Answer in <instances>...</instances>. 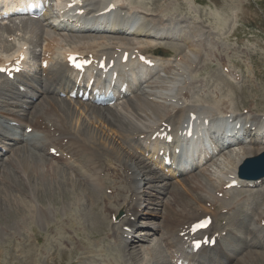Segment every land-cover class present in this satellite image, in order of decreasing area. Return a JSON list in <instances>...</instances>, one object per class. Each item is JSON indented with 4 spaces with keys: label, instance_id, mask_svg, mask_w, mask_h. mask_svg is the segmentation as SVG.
Returning a JSON list of instances; mask_svg holds the SVG:
<instances>
[{
    "label": "bare ground",
    "instance_id": "1",
    "mask_svg": "<svg viewBox=\"0 0 264 264\" xmlns=\"http://www.w3.org/2000/svg\"><path fill=\"white\" fill-rule=\"evenodd\" d=\"M0 1L12 3L17 0ZM64 2L54 10L52 0H48L49 10L41 20L16 17L30 20V26L38 25L40 33L37 27L32 29H37L34 32L35 35L37 32L39 34L37 41L44 43V46L38 55L40 64L35 71L37 75L28 73L26 58L19 63L25 70L15 74L13 79L0 73V79L6 84L0 83V108L16 106L26 112L36 101H45L49 112L43 110L31 118L35 111L42 109L35 108L31 120L27 122L24 117L17 118L13 109H0V143L10 145L5 150L2 146L0 151V177L18 178L14 174L18 170L24 180L28 181L32 177L45 188L54 184L56 175L63 177V173H73L76 180L67 176L58 179L57 193L50 195L49 200L68 210L83 204L86 206L82 207L79 220L76 215L73 219H64L69 228L80 229L88 240L94 239L99 246L95 250L93 244L90 246L83 242L86 250L83 244L79 248L80 264H122L124 251L118 249L108 257L113 248H118L120 244L126 246L124 242L133 237V232L138 234V242L145 239L140 235L158 231L156 227L150 230L153 233L149 230H145L146 233L140 231L152 222L149 220L150 213L135 206L139 201L148 205L152 203L151 200L160 206L157 211L160 222L156 226L162 230L163 264H177L178 260L182 264H264V195H260L252 206H248L251 203L248 202L250 196L233 195V191L239 188H255L264 183V177L260 181H250L238 176L243 161L264 150V113L233 111L226 106L202 103L191 97V87L197 81L196 71L201 61L205 64V60L201 59L202 53L207 55L206 48L204 51L202 46L206 35L202 29L204 25L196 21L187 24L184 30L175 28L178 19L164 13L168 3L159 5L160 8L152 13H138L115 0ZM69 2L73 4L65 6ZM111 5L113 8L104 13ZM62 40L67 47L61 51L60 61H55L52 44ZM164 43L169 44L173 56L156 53V49ZM24 44L12 55L0 56V66L6 62H10L11 66L15 56V61L20 54L25 56ZM70 53L92 59L88 69L98 90H119L116 85L119 79L128 86L126 94L117 97L112 106L106 107L123 126L110 142H95L90 127L69 125L52 109V97L70 99L67 94L74 89V77L80 74L69 65L67 56ZM125 53L128 59L122 63L121 58ZM138 55L145 56V60L137 59ZM103 60L108 68L100 70L98 64ZM110 62H113L111 66ZM222 70L230 74V80L239 78L227 64L223 65ZM37 84L42 87H37ZM70 100L95 106L79 99ZM11 121H15L17 126H12ZM68 122L72 124L74 119ZM190 125L193 139L185 140L182 131ZM29 127L31 130L27 133ZM168 137L172 138L171 143H167ZM24 143L25 146L17 147ZM79 146L88 151V160H81L73 153V149ZM255 146L257 152L248 155L250 148ZM187 147H191L193 152L185 154V161L176 165L179 160L176 161V150ZM17 151L22 152L20 161L15 158ZM34 154L51 155L53 158H40L42 162H37L42 163L45 169L39 165L29 166L28 158ZM198 155L200 160H197ZM167 156L173 165L166 166L163 163ZM92 158H96L103 166ZM49 163L61 169L49 166ZM188 163H191L190 167ZM232 181L237 182V186L227 188ZM175 184H179L180 190L188 195H184L189 203V206H184L187 208L174 204L176 200L173 202L170 187H174V192L181 193ZM66 186L69 187V196L63 192ZM89 187L96 188L98 195ZM26 194L33 199L31 191ZM24 201L20 200L21 206H17L20 214L16 221L18 223L25 218L21 209ZM243 204L244 208L239 209ZM162 213L165 215L163 227ZM119 214H122L120 218ZM224 214L228 218L221 227L219 225L223 223ZM209 215H212L213 220L200 235L214 236L215 244L204 246L195 253L186 251L184 245L197 238V235L190 234L189 228ZM73 239L64 238L61 242L72 246ZM26 251V254L21 253L24 255L21 264H33L35 258L30 249ZM60 252L67 254L65 249H60ZM55 253V250H44V260H51L49 264H57ZM74 253V249L69 250V256ZM148 255L149 259H142L138 264L160 262L155 249ZM65 259L66 255L61 261ZM130 260L125 259L123 262L135 264Z\"/></svg>",
    "mask_w": 264,
    "mask_h": 264
},
{
    "label": "rangeland",
    "instance_id": "2",
    "mask_svg": "<svg viewBox=\"0 0 264 264\" xmlns=\"http://www.w3.org/2000/svg\"><path fill=\"white\" fill-rule=\"evenodd\" d=\"M63 1L65 0H52L54 8L59 2ZM115 1H118L119 4H123L126 8H130V10L137 11L138 13H152L155 9L160 8L159 5L168 3V7L164 13L167 16L176 17V19H178L179 23H176L175 28L184 30L186 29L187 24H193V22L196 23V21L197 23L200 22L199 24L204 25L202 29L206 35H204V45L202 46L203 50L206 48V51H204L207 55L204 52L202 53L201 59L205 60V64L201 61V66L196 71L197 81L191 87V97L202 103H217L220 106H226L233 111L241 112L249 110V113H264V0H154L156 3H154L153 0ZM0 3L3 2L0 1ZM2 21L3 20H0V56L12 55L22 45V43H25L23 47L26 48V67L28 73L30 75H37L35 73L39 64L37 59L39 60L38 55L43 51L44 46V43L40 44L37 41L38 32L36 35L34 33L37 31L38 25H35L34 27L30 26V20H20L16 17L6 19L3 22ZM35 27H37V29H32ZM38 31L39 33L41 32L39 29ZM165 44L166 43L159 46L156 49V53H161V55L165 54V56L169 54L174 55V52L169 47V44ZM52 46L54 47L55 61H60L62 56L61 51H63L67 46H65L63 40L58 43L54 42ZM225 64L229 65L231 72L239 78H231L232 80H230V74H226L222 70V67ZM2 85H4V83ZM37 87H42V85L40 86L37 84ZM41 97L43 99V96ZM22 99H24V97H22ZM35 100H37V98ZM51 102L53 111L59 114L65 123L69 125L90 127L94 132L95 142H110L118 135L119 131L123 127L120 126L118 117H116L112 112H109L106 106L97 107L88 105L87 103L80 104V102L77 104L73 102V100L61 99L59 97H52ZM82 104L85 106L78 107ZM35 108L42 109L35 111L31 117ZM0 109L2 111H4V109H13L15 112L14 115H16V117L18 116L17 118L24 117L27 122H29L30 117L33 118L35 115L42 113L43 110L49 112V107L46 105L45 101H38V103L36 101L32 108L30 110H26V112L23 111V108H17L16 106ZM71 119H74V123L72 124L68 122ZM0 145L4 146L3 143H0ZM25 145L26 144L24 143L20 147H17L21 148ZM5 147L8 148L10 145L7 144ZM87 149L94 150V148ZM257 150L258 148L256 146L251 147L248 155L256 153ZM73 153L81 160H88L86 156L88 151L83 146L74 148ZM9 156L13 155L9 154ZM21 157L22 152L17 151V156L15 158L20 161ZM49 157L53 158L51 155L41 156L39 154H34L32 157L28 158V164L29 166L39 165L45 169L46 167L42 163L37 162L41 161L40 158L47 159ZM6 160L7 159H4V161ZM91 160L98 162L96 158H92ZM7 162L10 161L7 160ZM51 165L56 167L58 170L61 169L58 165L49 163V166ZM12 170L15 171L14 169ZM18 173V170L14 173L18 176V178H14L12 176L0 177V264H21L24 257L21 253L26 254V250L29 249L35 258L33 264H43L44 262H48L49 264V262H52L51 260H44V250H55L57 253H55V261L57 264H80L78 257L81 249L79 248L82 244L85 246L83 242L90 244V246L93 244L92 248L98 250L97 248L99 246L94 239H89V241L83 231L77 229L76 227L69 228L65 221L66 219H73L75 215L79 220V215H81L80 212L83 211L82 207L86 208L85 204L78 207L75 206L76 208H73V211L66 208L65 210L58 203H54L49 200L50 195L57 193L56 188L58 187V179H62L67 176L72 180H76L71 171L66 172V174H61L63 177L56 175L55 181L53 182L54 184L45 188L42 185L37 184L32 177L27 181L24 180ZM20 173L23 174L22 172ZM3 179L4 183L2 182ZM175 185L178 188L180 186L179 184ZM171 187L169 192L170 195L173 196L172 199L174 198L173 202L176 200L174 204L176 205L178 203V207L187 208L189 203L186 201L185 196L188 197V195H186L183 190H180L181 187L179 188L181 193H179V191L174 192V187ZM89 188L95 195H98L96 188ZM68 189V186L63 188V192L66 196H69ZM25 191L27 193L31 191L33 193V199H30L31 197H28V194H26ZM233 195L250 196L251 199H248V202L251 203L248 204V206H252L251 204L254 203L260 195H264V183L252 189L242 188L234 190ZM55 196L58 197L57 195ZM18 199L22 201L25 200L24 203L22 202L23 207H21V209L23 208L22 214H25V218L19 223L16 222L20 217L19 207L17 206H21L20 200ZM153 201H150L152 203L148 202V205L146 202L142 203L143 201H139L136 209L145 210L150 213L149 220L152 222H150L151 224L148 226L142 227L140 230L142 231L141 233H146L145 230L150 231L152 227H156L158 231L156 233L150 231L153 233L150 235H140L141 237L144 236L145 239L138 242V238H136L138 234H134L133 232V237L124 242L126 246H124V244H120L118 248H113V250L108 253V257L111 256L112 252L114 253L119 249L124 251L125 254L121 258L122 264L125 263L123 262L125 259H131L130 261L138 264L142 259H149L148 252L155 249L158 260L160 261L157 264H163L162 261L165 256L163 255L164 251L161 240L162 230L156 226V223L160 222V216L157 212L160 206L155 205ZM40 205L43 208L40 207ZM185 205L187 206L184 207ZM15 208L18 209L15 210ZM243 208L244 204L239 209ZM69 214L70 216H68ZM227 216L228 215L224 214V219L222 220L223 223L219 226L222 227L225 225L224 222L226 223V218H228ZM162 217L163 221L161 226L163 227L165 217L163 213ZM216 223L219 224L217 221ZM63 224H66L64 228L62 227ZM64 238L69 240L74 238L72 246L62 243L61 239ZM53 240L56 242H53ZM60 249H65L67 254L60 252ZM70 249H74V251H76L73 256H69ZM84 250H86V246ZM64 255H66V259L62 262L61 260ZM91 255L90 257L92 258L93 256ZM240 258L242 259V256Z\"/></svg>",
    "mask_w": 264,
    "mask_h": 264
},
{
    "label": "water",
    "instance_id": "3",
    "mask_svg": "<svg viewBox=\"0 0 264 264\" xmlns=\"http://www.w3.org/2000/svg\"><path fill=\"white\" fill-rule=\"evenodd\" d=\"M239 175L248 180L264 177V151L244 160L239 169Z\"/></svg>",
    "mask_w": 264,
    "mask_h": 264
},
{
    "label": "snow or ice",
    "instance_id": "4",
    "mask_svg": "<svg viewBox=\"0 0 264 264\" xmlns=\"http://www.w3.org/2000/svg\"><path fill=\"white\" fill-rule=\"evenodd\" d=\"M199 226H203V225H199Z\"/></svg>",
    "mask_w": 264,
    "mask_h": 264
}]
</instances>
